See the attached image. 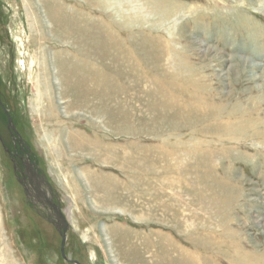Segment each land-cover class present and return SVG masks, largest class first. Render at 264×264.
I'll list each match as a JSON object with an SVG mask.
<instances>
[{"label":"rangeland","instance_id":"rangeland-1","mask_svg":"<svg viewBox=\"0 0 264 264\" xmlns=\"http://www.w3.org/2000/svg\"><path fill=\"white\" fill-rule=\"evenodd\" d=\"M57 1L77 14L78 27L98 29L89 34L90 42L96 50L108 48L106 67L96 57L90 60L105 77L107 108L126 115L127 122L131 118L132 131L117 134L112 125L104 126V118L85 111L67 118L59 109V126L107 147L109 163L74 155L58 142L45 116L34 109L39 68L24 0H0V95L5 105L0 106V264H74L61 254V234L33 212L14 176L5 151L13 144L5 109L69 220V258L116 264L105 227L128 231L147 255L169 239L187 252L189 264H264V0H155L174 5L169 15L161 6L153 8L151 0H107L115 20L84 0ZM86 19L93 22L85 25ZM47 45L51 50L69 46L53 39ZM91 101L100 105L98 96ZM81 169L93 170L98 187L76 179ZM99 195L116 197L117 208L126 203L145 219L97 206ZM146 240L155 245L150 251Z\"/></svg>","mask_w":264,"mask_h":264},{"label":"bare ground","instance_id":"bare-ground-1","mask_svg":"<svg viewBox=\"0 0 264 264\" xmlns=\"http://www.w3.org/2000/svg\"><path fill=\"white\" fill-rule=\"evenodd\" d=\"M86 6L96 7L104 12L109 13V18L115 20L114 16L109 12L110 8L107 6V0H84ZM161 2V1H160ZM160 2L151 0V6L156 8L161 6ZM27 19L29 21V30L31 33V42L34 45L35 53L34 59L37 62V68L39 73L37 79L34 78L33 82L36 84V95L39 98V105L34 109L41 111L42 116H45V123L53 128L54 134L58 137V142L64 144V147L68 149L74 155L92 156L96 159L102 158L104 163H109L110 158L107 157V147H101L94 142L86 139L85 135L81 132L72 131L71 129H62L59 125L63 122L58 110L63 113L64 117H74L77 112L85 111L97 118H104L102 123L104 126L112 125V129L117 134H127L131 130L128 120L125 116L117 113L111 109H108L103 87L105 86V77L101 71L97 68H93L90 58L96 57L100 64L104 63L106 59L108 48L101 46V49L96 50L91 46L89 34H97L98 29L90 27L89 30H84L85 27H78L81 25L79 19L76 18L74 12L70 13V9L65 7L60 1L57 0H24ZM150 3V2H149ZM137 4V3H136ZM139 4V3H138ZM137 6V5H136ZM147 6V4H146ZM150 6V5H149ZM173 4L167 3L161 6V10L164 15H169ZM142 7V6H141ZM143 8V7H142ZM146 8V7H145ZM175 11V9H174ZM156 12V11H155ZM179 12V11H178ZM177 12V13H178ZM159 14V13H158ZM161 15V14H160ZM159 15V16H160ZM156 17V16H155ZM177 17V16H176ZM136 19V18H135ZM136 21V20H135ZM93 21L90 19L85 20V25L91 24ZM95 24V23H93ZM25 27L23 28V30ZM22 30V29H21ZM100 34V33H99ZM108 32L102 37L101 41L107 39ZM132 38V37H131ZM53 39L62 44V46L69 45L67 48L54 49L48 48L47 40ZM156 44V43H155ZM108 46V45H106ZM111 46V45H110ZM137 46V45H136ZM145 46V45H144ZM162 46V45H161ZM97 48V47H96ZM75 49L82 56H76L72 52ZM208 49V48H207ZM151 50V49H150ZM28 50V56H30ZM219 52V51H217ZM109 53V52H108ZM155 53V52H154ZM147 54V53H146ZM173 55V54H172ZM25 57V55H24ZM108 57V56H107ZM112 57V56H111ZM129 57V56H128ZM172 57V56H171ZM26 58V57H25ZM154 58V57H153ZM165 59V58H164ZM172 59V58H171ZM177 59V56H176ZM178 60V59H177ZM108 61V60H107ZM113 61V60H112ZM118 61V60H117ZM149 61V60H148ZM184 61V60H183ZM156 62V61H154ZM179 63V62H178ZM103 64V65H104ZM32 65V64H31ZM31 65L28 66V71L31 74L33 71ZM156 65V64H155ZM158 65V64H157ZM105 66V65H104ZM161 66V65H160ZM95 67V66H94ZM106 67V66H105ZM152 67V66H150ZM158 67V66H157ZM108 68V67H107ZM27 71V72H28ZM151 71V70H150ZM149 71V72H150ZM128 72V71H127ZM165 72V71H164ZM163 72V73H164ZM151 73V72H150ZM167 73V72H166ZM174 73V72H173ZM198 74V73H197ZM132 76V75H131ZM172 76V75H171ZM143 77V76H142ZM145 78V77H144ZM148 78V77H147ZM170 78V77H169ZM179 81V80H178ZM183 82V81H182ZM167 85L166 83H164ZM169 88H171L169 86ZM190 88V87H189ZM192 90V89H190ZM199 91V90H198ZM153 95V94H152ZM199 95V93H198ZM205 95V94H204ZM98 96L100 98V105L94 106L92 97ZM202 97V96H201ZM37 98V97H36ZM37 98V99H38ZM187 98V97H186ZM190 99V97H188ZM35 99V96H34ZM161 99V98H160ZM169 99V98H168ZM175 99V98H174ZM207 101V98H205ZM166 100V99H163ZM31 101V100H30ZM36 101V100H35ZM177 101V100H176ZM181 101V100H180ZM189 101V100H188ZM200 101V100H199ZM167 102V101H165ZM169 102V101H168ZM172 102V101H171ZM179 102V101H178ZM177 102V103H178ZM186 102V101H185ZM195 102V101H194ZM204 102V101H203ZM34 103V102H33ZM155 103V102H154ZM151 104V103H150ZM173 104V103H172ZM199 104V103H197ZM201 104V103H200ZM35 105V104H33ZM158 105V103H157ZM218 106V105H217ZM234 106V105H233ZM5 107V105H4ZM161 107V106H160ZM207 107V105L205 106ZM223 107V106H222ZM114 108V107H113ZM112 108V109H113ZM155 108V107H154ZM153 108V109H154ZM162 108V107H161ZM214 108V107H213ZM152 109V110H153ZM170 109V108H169ZM207 109V108H206ZM209 109V108H208ZM218 109V108H217ZM151 110V109H150ZM214 110V109H212ZM37 111V112H38ZM158 111V110H157ZM187 111V109H186ZM155 112V111H154ZM170 112V111H169ZM208 113V112H207ZM34 114V113H33ZM155 114V113H154ZM80 115V114H79ZM204 115V114H203ZM218 115V114H217ZM153 116V115H152ZM156 116V115H155ZM130 117V116H129ZM134 117V116H133ZM88 118V116H87ZM137 118V117H136ZM135 118V119H136ZM161 118V117H157ZM165 118V117H164ZM86 120V119H85ZM133 120V119H132ZM164 120V119H163ZM169 120V118H168ZM231 120V118H230ZM237 120V119H236ZM235 120V121H236ZM139 121V120H138ZM142 121V120H141ZM166 121V120H165ZM179 121V120H178ZM190 121V120H189ZM188 121V122H189ZM90 122V121H89ZM113 122V123H110ZM137 122V121H136ZM149 122V121H148ZM155 122V121H154ZM157 122V121H156ZM177 122V121H175ZM193 122V121H192ZM232 122V121H231ZM101 123V122H100ZM145 123V122H144ZM147 123V122H146ZM223 123V121H222ZM225 123V122H224ZM235 123V122H233ZM238 123V122H236ZM235 123V125H236ZM141 124V123H139ZM150 124V122H149ZM156 124V123H155ZM158 124V123H157ZM164 124V123H163ZM167 124V123H166ZM165 124V125H166ZM178 124V122L176 123ZM41 125V124H40ZM95 125V124H92ZM99 125V124H98ZM101 125V124H100ZM146 125V124H145ZM152 125V122H151ZM185 125V124H184ZM183 125V126H184ZM190 125V124H189ZM240 125V124H239ZM103 126V127H104ZM134 126V125H133ZM150 126V125H149ZM148 126V127H149ZM164 126V125H163ZM171 126V125H170ZM169 126V127H170ZM182 126V127H183ZM244 126V125H242ZM147 127V128H148ZM158 127H161L160 125ZM195 127V126H194ZM143 128V127H142ZM152 128V126H151ZM177 128V127H176ZM227 128V127H226ZM154 129V128H152ZM151 129V130H152ZM158 129V128H155ZM160 129V128H159ZM158 129V130H159ZM181 129V128H180ZM248 129V128H247ZM52 130V129H51ZM50 130V131H51ZM98 130V129H96ZM108 130V128H107ZM164 130V129H163ZM176 130V129H175ZM211 130V129H210ZM112 131V130H111ZM132 131V130H131ZM136 131V130H134ZM213 131V130H212ZM236 131V130H235ZM108 132V131H107ZM144 132V131H143ZM142 132V133H143ZM42 133V132H41ZM138 133V132H137ZM145 133V132H144ZM159 133V132H158ZM198 133V132H196ZM48 134H51L48 132ZM231 134V132H229ZM43 135V134H42ZM134 135V134H133ZM204 135V134H203ZM41 136V135H40ZM45 136V135H44ZM130 136V135H129ZM102 137V136H101ZM108 137V136H107ZM41 138V137H40ZM229 138V137H228ZM54 139V138H53ZM111 139V138H110ZM46 140V139H45ZM55 140V139H54ZM104 140V139H103ZM200 141L199 139H197ZM52 141V139H51ZM49 140V143L51 142ZM56 141V140H55ZM205 141V140H204ZM203 142V141H202ZM48 143V142H47ZM55 143V142H54ZM172 143V142H171ZM198 143V142H197ZM46 144V143H45ZM53 144V143H52ZM112 144V143H111ZM199 144V143H198ZM209 144V143H208ZM51 145V144H50ZM56 145V144H55ZM58 145V143H57ZM114 145V144H113ZM118 145V144H117ZM174 145V144H173ZM175 146V145H174ZM49 147V146H47ZM101 147V148H100ZM111 147V146H110ZM114 147V146H113ZM65 148V149H66ZM118 148V147H116ZM179 148V147H178ZM193 148V147H192ZM49 149V148H48ZM127 149V148H126ZM196 149V148H195ZM50 150V149H49ZM122 150V149H120ZM153 150V149H152ZM155 150V149H154ZM200 150V149H199ZM232 150V149H231ZM131 151V150H130ZM150 151V150H149ZM157 151V150H156ZM198 151V150H195ZM52 152V151H51ZM104 152V157L101 153ZM112 152V151H111ZM114 152V151H113ZM112 152V153H113ZM160 152V151H159ZM193 152V151H192ZM201 152V151H200ZM133 153V152H132ZM178 153V152H177ZM59 154V153H58ZM65 154V153H64ZM117 154V153H116ZM131 154V153H130ZM175 154V153H174ZM226 154V153H225ZM56 154H53V157ZM114 155V154H113ZM132 155V154H131ZM176 155V154H175ZM179 155V154H177ZM196 155V154H195ZM202 155V153H201ZM237 155V154H236ZM52 156V154H51ZM63 156V155H62ZM118 156V155H117ZM120 156V155H119ZM124 156V155H123ZM126 156V155H125ZM134 156V155H132ZM156 156V155H155ZM161 156V155H160ZM60 157V156H59ZM81 157V156H80ZM83 157V156H82ZM107 157V158H106ZM129 158L128 156H126ZM131 157V156H130ZM195 157V156H193ZM120 157H118L119 159ZM135 158V157H134ZM162 158V156H161ZM55 159V158H54ZM61 159V158H60ZM66 159V158H65ZM71 159V158H70ZM117 159V160H118ZM132 159V157H131ZM130 159V160H131ZM200 159V158H199ZM203 159V158H202ZM217 159V158H215ZM78 160V159H77ZM124 160V159H123ZM128 160V159H127ZM129 160V161H130ZM195 160V159H194ZM197 160V159H196ZM201 160V159H200ZM98 161V162H99ZM62 162V160H61ZM60 162V163H61ZM68 162V161H66ZM125 162V161H124ZM131 162V161H130ZM200 162V161H199ZM212 162V161H211ZM118 163V162H117ZM167 163V162H166ZM132 164V162H131ZM168 164V163H167ZM170 164V163H169ZM173 163H171L172 165ZM122 166V164H121ZM197 166V165H196ZM208 166V165H207ZM136 167V166H135ZM167 167V166H166ZM170 167V166H169ZM173 167V165H172ZM216 167V166H215ZM61 168V167H60ZM59 168V169H60ZM63 168V167H62ZM87 168V167H86ZM120 168H124L123 166ZM138 168V167H137ZM146 168V167H145ZM152 168V166H151ZM191 168V167H189ZM198 168V167H197ZM195 168V169H197ZM200 169V168H199ZM68 170V169H67ZM130 170V169H129ZM133 170V169H132ZM138 170V169H137ZM147 170V169H146ZM121 171V170H120ZM124 171V170H123ZM142 171V170H141ZM160 171V170H159ZM197 171V170H196ZM215 171V170H214ZM146 172V171H145ZM144 172V173H145ZM149 172V171H148ZM155 172V170L153 171ZM212 172V171H211ZM158 173V172H156ZM102 175V174H100ZM135 175V174H134ZM138 175V174H137ZM136 175V176H137ZM142 175V174H141ZM93 175V170L90 172L88 169L79 170L76 174V179L80 180L86 185V187L96 188L98 187L97 177ZM98 176V174H97ZM116 176V175H115ZM128 177V175H127ZM130 177V176H129ZM141 177V176H140ZM211 177V176H210ZM112 178V177H110ZM119 178V177H118ZM117 178V179H118ZM142 178V177H141ZM220 178V177H219ZM101 179V178H100ZM104 179V178H103ZM205 179V178H204ZM208 179V178H207ZM74 180V179H73ZM114 180V179H113ZM146 180V179H145ZM210 180V178H209ZM139 181V180H138ZM113 182V181H112ZM116 182V181H115ZM141 182V181H140ZM148 182V181H147ZM165 182V180H163ZM162 182V183H163ZM199 182V181H198ZM67 183V182H66ZM109 183L108 181L106 182ZM120 183V182H118ZM132 183V182H131ZM168 183V182H167ZM113 184V183H112ZM130 184V182H129ZM143 184V183H142ZM165 184V183H164ZM67 185V184H66ZM73 185V184H72ZM83 185V186H84ZM133 185V183H132ZM122 186V185H121ZM124 186V184H123ZM122 186V187H123ZM145 186V184H144ZM149 186V185H148ZM114 187V186H113ZM126 187V186H124ZM135 187V186H134ZM155 187V186H154ZM101 188V187H100ZM127 188V187H126ZM139 188V187H138ZM143 188V187H142ZM110 189V188H109ZM103 190V189H102ZM157 190V189H156ZM160 191V189H159ZM231 191V190H230ZM234 191V190H232ZM94 192V191H93ZM96 192V191H95ZM74 193V191H73ZM97 194V193H96ZM95 194V195H96ZM106 194V193H105ZM144 194V192H143ZM146 194V193H145ZM240 194V193H239ZM74 195V194H73ZM199 195V194H198ZM104 196V195H103ZM103 196H97L98 204L107 211L122 210L123 213H129L130 206L126 203H122L125 206L122 209L117 208L115 199L116 197L104 198ZM107 196V195H106ZM109 196V195H108ZM225 196V195H224ZM77 198V197H76ZM237 199V198H236ZM132 200V198H131ZM167 200V199H166ZM136 201V200H134ZM151 201V200H150ZM175 201V200H174ZM205 201V200H204ZM231 201V200H230ZM109 202V204H108ZM154 202V201H152ZM232 202V201H231ZM233 204V203H232ZM151 206V205H150ZM149 206V207H150ZM171 206V205H170ZM154 208V207H153ZM227 209V208H226ZM162 212V211H161ZM119 213V212H118ZM141 214V212H140ZM175 214V213H174ZM173 214V215H174ZM220 214V213H219ZM218 214V215H219ZM144 215V214H143ZM172 215V214H171ZM208 215V214H207ZM129 216V215H128ZM72 217V216H71ZM133 217L139 220H144V216L133 214ZM183 217V216H182ZM159 218V217H158ZM149 219V218H148ZM157 219V218H156ZM211 220V219H210ZM214 220V219H213ZM259 220V219H258ZM83 221V219H82ZM136 221V220H135ZM186 221V220H185ZM192 221V220H190ZM194 221V220H193ZM204 221V220H203ZM207 221V220H206ZM167 222V221H165ZM205 222V221H204ZM162 224V223H161ZM170 224V223H169ZM173 224V222H172ZM175 224V223H174ZM173 224V225H174ZM198 226V225H197ZM187 227V226H186ZM199 227V226H198ZM91 228V227H90ZM196 228V227H195ZM204 228V227H203ZM207 228V227H206ZM264 228V227H263ZM207 230V229H206ZM219 230V229H218ZM106 241L109 249L113 255V259L116 264H189L187 252L178 246L175 242L167 239L157 243V252L155 254L147 255L140 252L138 245L132 240L131 235L127 232L120 233L117 228H105ZM154 232V231H153ZM214 232V231H213ZM2 233V232H0ZM156 233V232H154ZM153 233V234H154ZM152 234V233H150ZM160 234V233H159ZM1 235V234H0ZM104 235V234H103ZM162 235V234H161ZM166 236V234L164 235ZM163 236V237H164ZM235 236V235H234ZM105 238V237H104ZM134 238V237H133ZM215 238V237H214ZM220 238V237H219ZM187 240V238L185 239ZM204 241V240H203ZM226 241V240H225ZM234 241V240H233ZM197 242V241H196ZM195 243V242H194ZM215 244V243H214ZM217 244V243H216ZM146 249L149 250L153 245L151 241L146 240ZM200 245V244H199ZM107 248V247H106ZM146 250V251H147ZM152 250V249H151ZM236 250V249H235ZM150 251V250H149ZM146 253V252H145ZM237 253V252H236ZM150 254V253H149ZM261 254V253H260ZM253 255V254H251ZM195 256V255H194ZM200 256V255H199ZM245 257V256H244ZM256 257V256H255ZM205 258V257H204ZM208 260V259H207ZM227 260V259H226ZM246 260V259H245ZM201 261V260H199ZM209 261V260H208ZM259 261V260H258ZM257 261V262H258ZM202 262V261H201ZM207 262V261H206ZM215 262V261H214ZM242 262V261H241ZM208 263V262H207ZM210 263V262H209ZM219 263V262H218ZM260 264V263H259Z\"/></svg>","mask_w":264,"mask_h":264},{"label":"flooded vegetation","instance_id":"flooded-vegetation-1","mask_svg":"<svg viewBox=\"0 0 264 264\" xmlns=\"http://www.w3.org/2000/svg\"><path fill=\"white\" fill-rule=\"evenodd\" d=\"M0 106L3 107L1 103ZM9 131L13 144L5 151L11 159L14 176L24 191L27 203L34 213L56 228V209L60 205L59 199L54 191L49 193L46 174L33 159L30 147L23 139H19L16 133L10 129ZM44 201H48L47 205L43 204Z\"/></svg>","mask_w":264,"mask_h":264},{"label":"water","instance_id":"water-1","mask_svg":"<svg viewBox=\"0 0 264 264\" xmlns=\"http://www.w3.org/2000/svg\"><path fill=\"white\" fill-rule=\"evenodd\" d=\"M0 103L2 104L1 101V96H0ZM6 113L8 115V128L10 130H12L14 133H16L20 139H22L20 133L17 130V127L15 126V124L13 123V119L10 116V113L8 110H6ZM47 179V176H46ZM46 185L47 188L49 189V193L51 191H53V187L51 186V184L49 183L48 179L46 180ZM45 198H48V196L44 195ZM59 199V197H58ZM60 201V200H59ZM48 201H44L43 204L47 205ZM56 218H57V223H56V228L58 230V232L61 234L62 237V243H61V254L63 256V258L68 261V262H72L74 264H81L78 260H73L71 258H69L66 254V241H67V233L70 229V224H69V220L67 219L65 213L62 211L61 205L58 206V208L56 209Z\"/></svg>","mask_w":264,"mask_h":264},{"label":"trees","instance_id":"trees-1","mask_svg":"<svg viewBox=\"0 0 264 264\" xmlns=\"http://www.w3.org/2000/svg\"><path fill=\"white\" fill-rule=\"evenodd\" d=\"M4 108V107H3ZM6 110V109H5ZM4 110V112H5V115L7 116V113H6V111Z\"/></svg>","mask_w":264,"mask_h":264}]
</instances>
